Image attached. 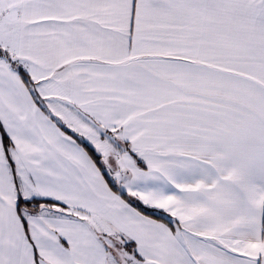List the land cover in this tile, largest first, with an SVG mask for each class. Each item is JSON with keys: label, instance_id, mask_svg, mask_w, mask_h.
Wrapping results in <instances>:
<instances>
[{"label": "snow or ice", "instance_id": "snow-or-ice-1", "mask_svg": "<svg viewBox=\"0 0 264 264\" xmlns=\"http://www.w3.org/2000/svg\"><path fill=\"white\" fill-rule=\"evenodd\" d=\"M0 264H264V0H0Z\"/></svg>", "mask_w": 264, "mask_h": 264}]
</instances>
